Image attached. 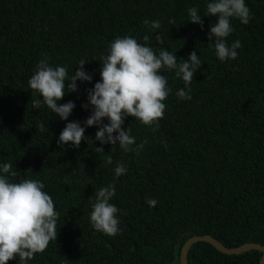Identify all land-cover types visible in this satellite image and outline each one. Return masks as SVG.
Segmentation results:
<instances>
[{
	"label": "trees",
	"instance_id": "obj_1",
	"mask_svg": "<svg viewBox=\"0 0 264 264\" xmlns=\"http://www.w3.org/2000/svg\"><path fill=\"white\" fill-rule=\"evenodd\" d=\"M245 3L249 23L233 18L226 38L240 41L238 56L221 62L208 47L216 18L202 16L203 30L187 22V9L195 6L203 15L205 0H0V163L12 164L14 182L42 181L59 213L56 240L29 264H181L183 243L202 234L227 247L264 245V0ZM145 19L159 20L160 44ZM126 35L140 43L149 35L150 47L166 48L177 59L195 50L202 64L191 100L175 95L184 82L164 69L171 91L163 118L146 126L129 116L122 125L135 137L133 147L142 149L126 153L100 145L96 126L84 133L94 144L59 147L65 124L83 126L90 115L81 105L100 80L108 45ZM45 57L67 66L69 75L88 61L84 69L92 82L77 81L78 91L60 101L75 104L67 121L44 104L32 107L40 95L28 79ZM118 162L128 171L114 178ZM113 182L110 202L120 210L121 232L108 236L91 227L89 214L96 190ZM148 199L158 203L149 207ZM261 257L259 250L228 255L196 242L188 264H259Z\"/></svg>",
	"mask_w": 264,
	"mask_h": 264
},
{
	"label": "clouds",
	"instance_id": "obj_2",
	"mask_svg": "<svg viewBox=\"0 0 264 264\" xmlns=\"http://www.w3.org/2000/svg\"><path fill=\"white\" fill-rule=\"evenodd\" d=\"M205 4L203 15L195 6L188 8L187 22L197 24L203 30L202 16L215 17L216 22L209 26L207 33L208 47L214 48L221 62L235 60L241 43L238 39L231 43L226 40L234 31L231 20L235 18L247 25L251 18L250 9L245 0H205ZM143 23L160 44L159 20L145 19ZM148 41L149 35L143 36V43L126 35L116 37L108 45L107 55L101 60L100 80L87 90V103L81 105L86 110L90 108V115L83 121V126L80 121L65 124L57 140L59 147L64 148L70 142L71 147L79 148L82 140L94 144L84 133L87 127L96 126L95 141L100 145L118 146L126 153L142 149L143 144L133 147L135 137L122 125L129 116L146 126L157 124L163 118L164 101L171 91L166 76L161 74L164 69L174 72L184 82V88L178 89L175 95L182 101L191 100L190 85L202 64L197 52L189 53L187 59H177L175 53L166 48L154 50ZM86 62L82 59L75 67L76 71L73 73L72 70L69 75L67 66H53L46 57L42 58L28 79V87L40 95V99L32 100L33 109L44 104L61 121H67L75 104L71 100L60 101L67 93L78 91L77 81L92 82L91 74L84 69ZM38 130L47 131L43 125ZM95 150L103 152L102 147H95ZM108 163H112L111 158ZM11 169L10 162L0 163V264L14 259L17 264H29L50 241L56 240L59 213L42 181L25 178L14 182L9 179L16 175ZM127 171L126 165L118 162L113 169L114 178ZM115 195L114 182L98 188L89 214L91 227L108 236L121 232L120 210L110 202ZM145 202L149 207L158 203L156 199Z\"/></svg>",
	"mask_w": 264,
	"mask_h": 264
},
{
	"label": "water",
	"instance_id": "obj_3",
	"mask_svg": "<svg viewBox=\"0 0 264 264\" xmlns=\"http://www.w3.org/2000/svg\"><path fill=\"white\" fill-rule=\"evenodd\" d=\"M196 242H207L211 244L213 247H215L218 251L228 254V255H237L241 254L250 250H259L262 252V257L260 259L259 264H264V245L251 241V242H245L239 246L236 247H227L222 242H220L215 237L209 235V234H202V235H192L190 236L182 245L181 251H180V263L181 264H188V253L192 245Z\"/></svg>",
	"mask_w": 264,
	"mask_h": 264
}]
</instances>
